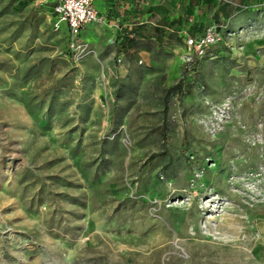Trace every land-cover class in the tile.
<instances>
[{"label": "rangeland", "instance_id": "rangeland-1", "mask_svg": "<svg viewBox=\"0 0 264 264\" xmlns=\"http://www.w3.org/2000/svg\"><path fill=\"white\" fill-rule=\"evenodd\" d=\"M53 6L0 0V264H264V0H96L75 60Z\"/></svg>", "mask_w": 264, "mask_h": 264}, {"label": "built area", "instance_id": "built-area-1", "mask_svg": "<svg viewBox=\"0 0 264 264\" xmlns=\"http://www.w3.org/2000/svg\"><path fill=\"white\" fill-rule=\"evenodd\" d=\"M53 13L56 17V26L63 23L67 27L66 55L75 60L84 51L85 47L80 39L83 29L100 21L94 3L96 0H53ZM221 37L214 28L206 29L199 37L186 36L184 46L187 49L189 60L203 58L206 50L218 44Z\"/></svg>", "mask_w": 264, "mask_h": 264}, {"label": "trees", "instance_id": "trees-1", "mask_svg": "<svg viewBox=\"0 0 264 264\" xmlns=\"http://www.w3.org/2000/svg\"><path fill=\"white\" fill-rule=\"evenodd\" d=\"M54 14V13H53ZM54 16H55V14H54ZM55 19H56V17H55ZM216 31H217V29H216ZM204 32V31H203ZM203 32L201 33V34H203ZM201 34H198V35H193V36H189V37H193V38H196V37H199ZM81 35V34H80ZM219 44V43H218ZM65 51H66V47H65ZM206 56V55H205ZM204 56V57H205ZM68 57V56H67ZM203 57V58H204ZM195 59H197V58H195ZM202 59V58H201Z\"/></svg>", "mask_w": 264, "mask_h": 264}, {"label": "crops", "instance_id": "crops-1", "mask_svg": "<svg viewBox=\"0 0 264 264\" xmlns=\"http://www.w3.org/2000/svg\"><path fill=\"white\" fill-rule=\"evenodd\" d=\"M98 12V11H97Z\"/></svg>", "mask_w": 264, "mask_h": 264}]
</instances>
